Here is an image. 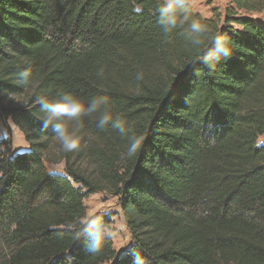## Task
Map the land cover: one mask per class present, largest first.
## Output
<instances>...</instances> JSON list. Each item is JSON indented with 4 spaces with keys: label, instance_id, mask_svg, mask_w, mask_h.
I'll list each match as a JSON object with an SVG mask.
<instances>
[{
    "label": "trees",
    "instance_id": "obj_1",
    "mask_svg": "<svg viewBox=\"0 0 264 264\" xmlns=\"http://www.w3.org/2000/svg\"><path fill=\"white\" fill-rule=\"evenodd\" d=\"M255 13L264 19V0H229L222 19L183 0H0V119L28 145L0 140V264H264ZM67 93L105 102L45 127L40 101ZM56 124L77 149H62ZM101 191L117 197L130 234L120 251L109 218L84 221V198Z\"/></svg>",
    "mask_w": 264,
    "mask_h": 264
},
{
    "label": "rangeland",
    "instance_id": "obj_2",
    "mask_svg": "<svg viewBox=\"0 0 264 264\" xmlns=\"http://www.w3.org/2000/svg\"><path fill=\"white\" fill-rule=\"evenodd\" d=\"M187 2L194 12L199 13L202 17H211L213 9L220 14L221 19L224 17L225 9L229 7V0H183ZM252 18H258L264 21L262 14H252ZM7 132L8 138L12 145V150L25 149L27 146L24 136L17 126L8 119L3 123L0 119V132ZM264 142V137L259 138L258 143ZM26 147V148H27ZM56 149V148H55ZM56 152V150H55ZM46 169L49 172L64 174V164H52L45 161ZM83 203L86 207V215L84 221H89L95 215H104L109 218V223L105 228L106 234L111 237L113 247L116 251H120L130 243V234L126 228L117 197L107 191L95 192L84 198Z\"/></svg>",
    "mask_w": 264,
    "mask_h": 264
},
{
    "label": "clouds",
    "instance_id": "obj_3",
    "mask_svg": "<svg viewBox=\"0 0 264 264\" xmlns=\"http://www.w3.org/2000/svg\"><path fill=\"white\" fill-rule=\"evenodd\" d=\"M135 12L139 13L142 11L140 7H136L134 9ZM169 23H175V18H169ZM193 27H197V25L194 23ZM220 41L216 40L213 41V45H219ZM217 51L223 52L224 54H227V49L224 47H218ZM105 101L102 98L94 99L91 101V106H86L84 101H82L80 98L73 96L70 93L65 94L61 100L56 102H47L44 100H41V106L46 108L49 112V115L47 119L44 122V126L47 127L48 124L52 123L56 118L61 116H66L68 119H75L79 117L81 114L84 113H90L94 112L97 108V106L101 103H104ZM109 120L108 115H104L101 117V123H106ZM115 128L120 129V131L123 133L124 128L122 124L117 121L114 125ZM56 130V136L59 140V143L62 147V149L66 152H71L78 148L79 146V140L74 137L62 124H56L55 125ZM8 135L7 132H0V140L7 139ZM145 140L144 135H137L133 137L130 140L127 154L129 157H133L136 155V153L141 148L143 141ZM259 146V145H258ZM26 148L27 146H22ZM92 251H98V249L95 247V245L92 248Z\"/></svg>",
    "mask_w": 264,
    "mask_h": 264
}]
</instances>
